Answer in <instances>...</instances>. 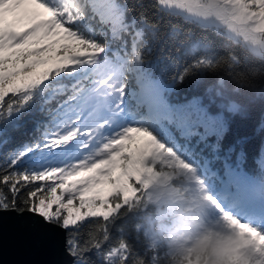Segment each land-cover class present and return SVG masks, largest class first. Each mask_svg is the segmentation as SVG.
Returning a JSON list of instances; mask_svg holds the SVG:
<instances>
[{
	"label": "snow or ice",
	"instance_id": "obj_1",
	"mask_svg": "<svg viewBox=\"0 0 264 264\" xmlns=\"http://www.w3.org/2000/svg\"><path fill=\"white\" fill-rule=\"evenodd\" d=\"M197 32L234 45L236 68L215 71L226 51ZM257 63L264 0H0V144L39 115L0 154V212L60 228L70 264H163L133 208L167 198L165 215L226 225L230 264H264V173L212 139L264 94L238 71Z\"/></svg>",
	"mask_w": 264,
	"mask_h": 264
},
{
	"label": "trees",
	"instance_id": "obj_2",
	"mask_svg": "<svg viewBox=\"0 0 264 264\" xmlns=\"http://www.w3.org/2000/svg\"><path fill=\"white\" fill-rule=\"evenodd\" d=\"M196 36V38L213 39L217 50L226 51L225 56L214 62L215 71H232L236 68L240 61L239 57L234 55L233 50L239 51L234 45L218 37H213L210 33L197 32ZM238 71L246 73L251 82L257 85L256 91H261L260 85L264 83V64L257 63L238 69ZM16 123L17 127L9 129L6 133L5 143L0 144V154L19 147L23 143L30 142L37 134L39 115L33 113L21 117ZM212 139L214 141L218 140L222 155L228 156L231 160L239 163L248 175L264 173V94L257 98L254 103L247 104L241 111L230 113L225 118L218 137L213 136ZM173 176H180V174L177 173ZM173 185L176 186L178 191L184 190L178 183ZM167 201L169 202V200ZM133 215L139 216L147 229L150 225H153L151 218H142L140 212L134 208ZM149 220H151V223H149ZM167 222V220L164 221V223Z\"/></svg>",
	"mask_w": 264,
	"mask_h": 264
},
{
	"label": "clouds",
	"instance_id": "obj_3",
	"mask_svg": "<svg viewBox=\"0 0 264 264\" xmlns=\"http://www.w3.org/2000/svg\"><path fill=\"white\" fill-rule=\"evenodd\" d=\"M170 206L167 200L134 206L142 218L152 219L148 243L163 249V264H185L189 254L192 264H230L229 258L235 251L222 221L202 224L179 207L174 214L165 215ZM165 220L168 222L164 223Z\"/></svg>",
	"mask_w": 264,
	"mask_h": 264
},
{
	"label": "water",
	"instance_id": "obj_4",
	"mask_svg": "<svg viewBox=\"0 0 264 264\" xmlns=\"http://www.w3.org/2000/svg\"><path fill=\"white\" fill-rule=\"evenodd\" d=\"M66 233L28 212H0V264H70Z\"/></svg>",
	"mask_w": 264,
	"mask_h": 264
},
{
	"label": "rangeland",
	"instance_id": "obj_5",
	"mask_svg": "<svg viewBox=\"0 0 264 264\" xmlns=\"http://www.w3.org/2000/svg\"><path fill=\"white\" fill-rule=\"evenodd\" d=\"M7 22L11 23V22H12V17H8V21H7ZM172 179H173L174 181H180V176H173ZM184 179L187 180V177L185 176ZM178 184H179L182 188L185 187V185H184L183 183H178ZM173 187L176 188L175 185H173ZM161 200H168V199H167V198H163V199H161ZM161 200H160V201H161ZM159 203H160V202H159Z\"/></svg>",
	"mask_w": 264,
	"mask_h": 264
}]
</instances>
